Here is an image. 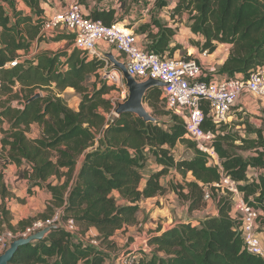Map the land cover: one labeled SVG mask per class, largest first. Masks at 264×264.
Segmentation results:
<instances>
[{
	"label": "trees",
	"instance_id": "1",
	"mask_svg": "<svg viewBox=\"0 0 264 264\" xmlns=\"http://www.w3.org/2000/svg\"><path fill=\"white\" fill-rule=\"evenodd\" d=\"M13 1L0 0V231L23 230L35 219H45L60 208L64 219L77 223L81 235L94 228L99 247L56 225L42 239L19 246L8 264H104L116 245L113 235L137 223L141 200L166 192L161 178L172 168L187 181L169 189L187 202L188 213L200 209L205 204L204 187L217 182L219 172L207 164L206 154L184 138L182 121L170 115L161 126L155 117V122H146L132 113L113 116L116 107L106 95L114 86L100 79L98 72L106 61L90 58L79 49L39 51L21 58L34 42L46 39L41 34L46 20L42 4L48 0H21L28 12ZM148 1L158 9L173 3L172 18L187 12L190 32L203 38L201 43L195 42L201 51L210 54L218 44L231 45L217 69L219 74L247 75L264 64V0ZM114 13V9H95L88 17L110 25L118 21ZM152 24L156 32L147 23L138 29L150 40L147 50L172 56L179 48L170 46L176 30L156 19ZM63 39L72 43L69 34L52 37L55 42ZM15 59L16 65H8ZM91 77L100 79V83L93 81L90 88L86 82ZM67 88L80 95L76 109L60 96ZM37 90L46 93L26 102ZM160 95V87L152 86L143 102L154 108ZM34 124L41 134L29 138ZM235 139L223 131L216 137L215 150L225 173L239 183L247 202L264 214V136L256 130L239 137L253 152L247 158L231 151ZM177 143L192 149L193 156L175 161L171 149ZM149 156L157 169L145 175L141 168ZM8 164L29 165L30 171L23 169L20 173L28 180L29 192L39 187L50 194L43 213L15 225L7 205L14 197L3 173ZM249 168L263 170L257 181H249ZM212 202L217 215L205 217L196 225L187 221L164 231L158 227L155 231L159 233L147 239L150 250L142 251L134 264H264L260 256L244 247L237 222L228 215V195L214 191ZM260 222L264 226V216Z\"/></svg>",
	"mask_w": 264,
	"mask_h": 264
},
{
	"label": "built area",
	"instance_id": "2",
	"mask_svg": "<svg viewBox=\"0 0 264 264\" xmlns=\"http://www.w3.org/2000/svg\"><path fill=\"white\" fill-rule=\"evenodd\" d=\"M61 30H66L67 34L72 36L73 48L85 52L90 58L104 59L105 67L112 68L110 73L116 84L120 83V80L123 81L121 72L100 55L97 48L100 43L112 46L114 50L123 54L121 62L124 63L127 73L136 81L151 78L162 82L160 99L171 115H176L182 121L184 138L193 142L198 150L206 154L207 164L216 167L219 172V180L210 186L214 190L204 187L203 201L205 203L212 201L214 191L217 195L227 194L230 203L228 215L237 222L244 247L249 253L264 260L262 236L264 226L260 224V217L264 214L247 202L244 192L238 187L239 183L225 173L214 147L217 135L222 134L225 128H230L237 120V115L244 111L246 99H243L244 102H241V99L247 95L264 97V64L255 66L247 75L239 73L230 77L218 72L210 74L191 55L169 56L167 52L159 55L146 50L130 26L119 21L105 25L99 20H93L84 13L82 5L77 0H71L69 4L47 16L41 34L42 37L49 38ZM26 56H29V52ZM17 62L18 59H15L8 65L14 66ZM207 123L212 124L213 129L205 128ZM178 145L179 143L171 149L175 161L180 158ZM25 169L30 171V166L25 165ZM171 170L176 172L174 168ZM5 172L6 168L3 169L4 179ZM262 173V169L249 168L247 176L249 181L253 179L257 181ZM53 225H60L85 243L99 247V240L96 237L83 240L82 237L85 236L78 232L77 223L71 218L64 219L63 211L58 208L45 219H35L19 233L2 232L0 254L8 248L12 240L27 237ZM135 251L136 247L129 248L128 251L118 254L115 261L117 264H134L140 257Z\"/></svg>",
	"mask_w": 264,
	"mask_h": 264
},
{
	"label": "rangeland",
	"instance_id": "3",
	"mask_svg": "<svg viewBox=\"0 0 264 264\" xmlns=\"http://www.w3.org/2000/svg\"><path fill=\"white\" fill-rule=\"evenodd\" d=\"M83 7V11L85 14H90L95 9H114V18L118 20L119 22L123 24H127L138 35V41L141 44L142 47H144L146 50L148 49V45L150 43V40L147 38V36L144 33H139L138 29L139 26L147 23L150 25V28L156 32L157 28L152 24V20L156 19L160 23H165L167 26H170L176 30L175 35L172 37V41L170 43V46L178 45V49L173 53V55L176 56H188L191 55V57H195V59H198L196 56L197 54H203L205 51H201L199 46H196L195 42L198 41L199 43L202 42V37L197 34H193L190 32L189 29V14L187 12H183L181 15H175L173 18L170 16L171 14V8L173 6V3L169 7H164L162 9H158L153 3H151L148 0H77ZM14 5L18 8H24L25 6L22 3L21 0H14ZM7 6V5H6ZM65 6L64 2L62 0H48L47 3H43L42 7H44V11L46 10V15H51L53 12L59 10ZM59 33L67 34L66 30H61ZM39 44V43H38ZM32 45H36V48H34L32 51V54H29V56L34 55L35 53L39 51H49V52H58V51H69L72 49V43L69 39H63L61 41H53L52 37L46 38L43 41L40 42V45L42 46V49H39V45L37 46V43L34 42ZM106 45V44H104ZM44 48V49H43ZM191 48H194V54H190ZM106 49L108 52L112 53L115 58L119 61L123 59V54L119 53L118 51L114 50L112 46L106 45ZM206 54H208L206 52ZM26 57V55H23L21 58ZM110 66H104L102 69H100L99 75L100 79L106 80L108 85H113L114 89L111 90L107 95L106 98H108L114 107H117V104L123 103L127 97H128V89L125 85L124 79L123 81L120 80V83L116 84L114 82L113 76L111 75ZM100 79H96L94 77H91L86 83L91 85L93 81H97V84H99ZM91 88V86H90ZM35 93H39L40 95L45 94V91H35ZM60 96L64 99L65 103L72 109L77 108V104L80 100V95L76 93L74 90L67 88L63 92L60 93ZM161 96V95H160ZM247 101L246 108L244 111L237 115V120H235L231 127L225 128L223 131L228 133L230 136L236 138L233 142V146L231 147V151L234 153L242 156V157H249L250 155H253V152L249 150L250 148H246L245 145H242L239 137H247V135H250L254 133V131L259 130L261 134L264 136V97L257 98L253 96L247 95L245 97ZM143 105L145 109L151 114V116L156 118V121L159 122L161 126L165 122L168 121L170 118L171 113L166 109L163 101L159 98V100L156 103V106L148 107L144 102ZM167 113V114H166ZM113 116H117L113 110ZM250 125V126H249ZM4 128H7V124L3 125ZM165 128L168 127L167 124L164 126ZM40 127L37 124H34L28 133L29 138H37L40 136ZM1 136V133H0ZM178 153L181 159H189L193 156L194 152L192 149L187 147L184 144L178 145ZM13 170L5 172V181L7 185H11L12 182H16L19 178H21V171L25 169L23 166L20 169L12 168ZM157 169V166L154 162V159L149 156L147 162L142 166L141 172L143 174H148L151 171H154ZM16 177V179L12 180V177ZM146 177V176H145ZM190 178H188V181ZM187 180L183 179L181 174L176 172H173V170H170L167 172L162 178H161V184L167 188L166 192L162 195V203L160 201H154L151 202L152 207H157L161 210V208L168 207L170 204H176L179 208L184 206V200L182 198L178 197V194H176L174 191H171L169 187L171 185H184V183ZM170 195V196H169ZM159 197V196H158ZM167 197V198H166ZM165 199V200H164ZM8 205V204H7ZM9 206V205H8ZM11 206V205H10ZM9 206V207H10ZM45 209H43L44 211ZM185 214V212H184ZM137 215L139 216L138 222L135 224L134 233L132 235L127 236L125 233L127 230L119 231L115 236V247L111 252V258L115 260L118 254L124 251H128L129 248H141L138 252L139 255L142 253V242L146 241L149 237V233L145 232L142 233V225L140 223H149L153 222L151 218H149V215L146 216L144 212L141 210L138 211ZM209 215V214H208ZM184 215H182L181 218H183ZM177 215L171 216V222L167 220V223H165L163 226H165L166 229H168L169 226L172 225V223L175 220L181 219ZM166 217L164 216H158L157 217V224L161 226V222H165ZM185 219V218H184ZM261 224V222H260ZM132 227V226H130ZM152 225L150 226V230L152 229ZM165 229V230H166ZM261 230V229H260ZM22 230L20 228H17L15 232L13 233H19ZM2 232L0 231V236L2 235ZM84 236V235H82ZM136 239H135V237ZM262 236L264 237V231L262 232ZM83 240H86L87 238H93V236L89 237H82ZM141 245V246H140ZM143 248L145 253H147L150 250V247ZM136 252V251H135ZM110 258V259H111ZM114 262L108 261L107 264H113ZM115 264V263H114Z\"/></svg>",
	"mask_w": 264,
	"mask_h": 264
},
{
	"label": "crops",
	"instance_id": "4",
	"mask_svg": "<svg viewBox=\"0 0 264 264\" xmlns=\"http://www.w3.org/2000/svg\"><path fill=\"white\" fill-rule=\"evenodd\" d=\"M62 1L64 2L65 5H67V4H69V2L71 0H62ZM23 10H24V12H28L27 8H25V9L23 8ZM45 13H46V10H45ZM45 16L47 17L48 15L46 14ZM38 45H39L38 48L42 49V46L40 45V43L37 44V46ZM230 47H231L230 44H224V43L218 44L216 49L210 54H206V53L197 54V56H196L198 58L197 60L199 61L202 68L206 72H208L210 74L216 73L218 67L227 58ZM34 48H36V45L35 46L31 45L30 50H29V54H32L31 50H33ZM97 48H98V52L100 53V55L102 57H105L107 53H110L106 49V45H104L103 43H100L97 46ZM194 53H195L194 48H191L190 54H194ZM193 58H195V57H193ZM243 99H245V97H243L241 99V102L243 101ZM247 104H248L247 101H245L244 108H246ZM32 126H31V128H32ZM14 167L17 169H20L23 167V165H21L20 167H17L14 164H8V165H6L5 168L8 172V171L13 170L12 168H14ZM187 178H190V177H187ZM13 179H16V177L13 176L12 180ZM7 186L9 188V190H11L13 197H14V198H11L10 201L7 202V204L9 206L11 205L9 207V209H10L11 214H12V223L14 225L20 220L27 219L30 217H35L36 215L44 212L43 209L46 208V205L48 204V202L50 200V194L45 189L39 188V187H33V188H31V190L29 192L28 180L25 178H19L15 183L11 181V185H7ZM113 195L116 197L117 193L113 192ZM18 199H20L22 201L19 202ZM157 200L160 201V203H162L163 199L161 196H159V197L156 196L153 198L143 199L139 202V207H140L139 210L142 209L144 214L146 216L149 215V218H151L153 220V222H149V223H145V222L140 223V225H142V233L144 234L145 232H148L149 236L154 235V234H158L159 232L155 231L158 227L161 228L160 231H164L166 228L163 225L165 223H167V220H169V222H171V219H170L171 216L174 217L177 215L179 218H181L182 215H184L183 218H181L179 220H175L172 223V225L168 227V229L170 227L180 223V222L192 221L193 225H196V224H198L199 221H202L205 217L217 215V207L214 204V202H212V201L205 203L200 209L194 210V211L188 213L187 202H184L185 205L182 206L181 208H179L176 204H170V205H168L167 208L165 206V207L161 208V210H160L159 208L154 207V206L152 207V205H151V202H154ZM184 212H185V214H184ZM158 216L166 217V219H165L166 221L160 223L161 226L157 224V217ZM138 220H140V219H139V216L137 215V222H138ZM151 225L153 227L150 230L149 228ZM134 228H135V225H132V227L128 226L124 229V230H127L125 232L127 234V236L132 235L134 233V231H133ZM124 230H119V231H124ZM119 231H117L113 235V237H112L113 240H115V236ZM96 235H97V231L92 227L89 228L86 231V233L84 234L85 238L89 237V236L96 237ZM135 239H136V237H135ZM110 260H111V262H114L115 264H117V261L113 260L112 258ZM110 260H108V261H110ZM107 262H105L104 264H107Z\"/></svg>",
	"mask_w": 264,
	"mask_h": 264
},
{
	"label": "water",
	"instance_id": "5",
	"mask_svg": "<svg viewBox=\"0 0 264 264\" xmlns=\"http://www.w3.org/2000/svg\"><path fill=\"white\" fill-rule=\"evenodd\" d=\"M105 58L121 72L122 78L124 79L125 85L128 89L127 99L123 103L117 104V107L114 110L115 114L118 116L121 113H132L146 122H155V118L151 116L143 105V96L150 87L162 86V82L151 78L144 81H136L127 73L124 63L117 60L112 53H107ZM39 96V93H35L26 102L34 100ZM54 227H56V225L45 227L32 233L31 235H28L27 237H20L12 240L9 243L8 248L0 254V264H8L19 246L25 245L34 240L42 239L49 232V230ZM147 244L148 240L142 242V246H140L143 248L146 247ZM140 249L141 248H138L136 251H139Z\"/></svg>",
	"mask_w": 264,
	"mask_h": 264
}]
</instances>
